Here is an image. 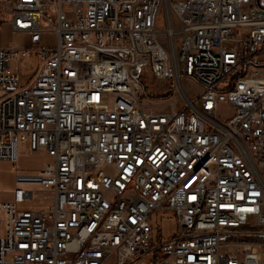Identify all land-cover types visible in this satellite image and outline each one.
<instances>
[{
    "label": "built area",
    "instance_id": "built-area-1",
    "mask_svg": "<svg viewBox=\"0 0 264 264\" xmlns=\"http://www.w3.org/2000/svg\"><path fill=\"white\" fill-rule=\"evenodd\" d=\"M0 5L41 58L22 82L0 48V160L51 158L0 202V264H264V0ZM146 71L199 102L143 108Z\"/></svg>",
    "mask_w": 264,
    "mask_h": 264
},
{
    "label": "rangeland",
    "instance_id": "rangeland-1",
    "mask_svg": "<svg viewBox=\"0 0 264 264\" xmlns=\"http://www.w3.org/2000/svg\"><path fill=\"white\" fill-rule=\"evenodd\" d=\"M162 25V24H161ZM6 29H0V37H8ZM56 33L45 30L41 33V46L54 47L56 45ZM14 48L17 49H29L27 57L20 60L18 72L21 76L22 82L29 80L37 71L41 65V58L37 55V52L32 48L30 43L29 34L18 33L12 43ZM143 84L142 95L140 96L143 108L151 110H169V107L179 109L184 105V97L196 99L201 92V86L196 81L184 77H181V85L171 84L170 79L159 80L153 77L148 71H146L141 79ZM181 86V87H180ZM231 109L223 102L218 105V114L220 117L225 118L231 115ZM51 158L46 156L44 163ZM50 199L49 194H37L35 193L33 201L23 203V207H30L32 205L48 201Z\"/></svg>",
    "mask_w": 264,
    "mask_h": 264
},
{
    "label": "crops",
    "instance_id": "crops-1",
    "mask_svg": "<svg viewBox=\"0 0 264 264\" xmlns=\"http://www.w3.org/2000/svg\"><path fill=\"white\" fill-rule=\"evenodd\" d=\"M1 28L6 29L9 34L8 37H0V48L9 47L11 46L9 44L13 42L16 36H18V32L13 31L10 15L9 13L4 12L0 5V29ZM25 82H28V80ZM17 152V161L15 163L7 160H0V202L10 201L12 199L13 190L15 188L14 178L16 173H38L44 165L45 157L48 156L46 152L41 149L32 151L28 144H20ZM1 232L2 225L0 223V233Z\"/></svg>",
    "mask_w": 264,
    "mask_h": 264
},
{
    "label": "bare ground",
    "instance_id": "bare-ground-1",
    "mask_svg": "<svg viewBox=\"0 0 264 264\" xmlns=\"http://www.w3.org/2000/svg\"><path fill=\"white\" fill-rule=\"evenodd\" d=\"M205 161H207V169H214L216 167V159H212V154H205Z\"/></svg>",
    "mask_w": 264,
    "mask_h": 264
}]
</instances>
